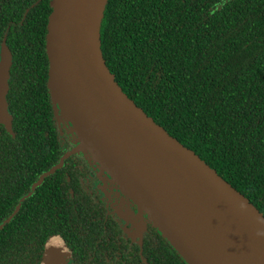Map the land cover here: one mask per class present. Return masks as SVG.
Listing matches in <instances>:
<instances>
[{"label":"trees","instance_id":"obj_1","mask_svg":"<svg viewBox=\"0 0 264 264\" xmlns=\"http://www.w3.org/2000/svg\"><path fill=\"white\" fill-rule=\"evenodd\" d=\"M50 11L49 0H0V42L13 58V135L0 124V264L38 263L51 223L34 222L28 198L68 159L25 193L70 146L46 87ZM100 48L127 96L264 215V0H107ZM144 254L186 264L153 229Z\"/></svg>","mask_w":264,"mask_h":264},{"label":"water","instance_id":"obj_2","mask_svg":"<svg viewBox=\"0 0 264 264\" xmlns=\"http://www.w3.org/2000/svg\"><path fill=\"white\" fill-rule=\"evenodd\" d=\"M107 0H49L46 87L58 123L108 171L186 264H264V215L192 149L129 98L107 67L100 22ZM12 53L0 42V124L13 135L6 94ZM8 220V219H7ZM1 227V226H0ZM59 236L38 264H66Z\"/></svg>","mask_w":264,"mask_h":264},{"label":"flooded vegetation","instance_id":"obj_3","mask_svg":"<svg viewBox=\"0 0 264 264\" xmlns=\"http://www.w3.org/2000/svg\"><path fill=\"white\" fill-rule=\"evenodd\" d=\"M59 140L61 147L70 144L60 156L75 146L70 135ZM67 157L59 173L31 192L47 172L41 171L25 192L32 195L28 204L33 206L30 217L34 222L47 219L51 223L45 241L54 236L63 240L68 250L66 264H149L144 248L151 247L152 229L161 235L146 214L96 160L81 151ZM17 187L26 190L24 184ZM27 194L18 196L10 216L21 208ZM22 217L29 218V213Z\"/></svg>","mask_w":264,"mask_h":264}]
</instances>
